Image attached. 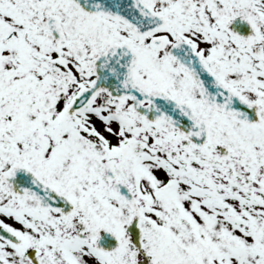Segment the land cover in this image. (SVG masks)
<instances>
[{"label":"snow or ice","instance_id":"1","mask_svg":"<svg viewBox=\"0 0 264 264\" xmlns=\"http://www.w3.org/2000/svg\"><path fill=\"white\" fill-rule=\"evenodd\" d=\"M0 264H264V0H0Z\"/></svg>","mask_w":264,"mask_h":264}]
</instances>
